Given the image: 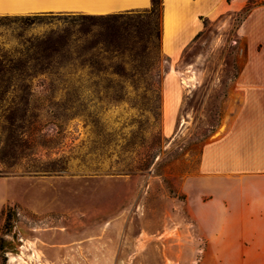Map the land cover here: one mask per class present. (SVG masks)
I'll return each mask as SVG.
<instances>
[{
  "label": "rangeland",
  "instance_id": "1",
  "mask_svg": "<svg viewBox=\"0 0 264 264\" xmlns=\"http://www.w3.org/2000/svg\"><path fill=\"white\" fill-rule=\"evenodd\" d=\"M246 10L207 20L176 60L152 36L155 56L135 85L43 78L27 102L9 85L0 188L13 215L0 230V264H224L191 207L209 196L197 190L203 147L238 99ZM133 16L145 28L147 15ZM151 18L160 31L159 6ZM31 164L63 170L23 174Z\"/></svg>",
  "mask_w": 264,
  "mask_h": 264
},
{
  "label": "crops",
  "instance_id": "2",
  "mask_svg": "<svg viewBox=\"0 0 264 264\" xmlns=\"http://www.w3.org/2000/svg\"><path fill=\"white\" fill-rule=\"evenodd\" d=\"M152 0H0V15L38 11L108 14L149 9ZM246 7L238 99L230 119L202 150L200 196L191 212L224 264H264V0H162L161 49L178 59L204 28ZM13 198L0 188V230ZM218 261V260H217Z\"/></svg>",
  "mask_w": 264,
  "mask_h": 264
},
{
  "label": "trees",
  "instance_id": "3",
  "mask_svg": "<svg viewBox=\"0 0 264 264\" xmlns=\"http://www.w3.org/2000/svg\"><path fill=\"white\" fill-rule=\"evenodd\" d=\"M157 6L162 10V0H152V6L141 11L0 15V99L9 94V85H19L16 91L27 102L30 85L43 78L46 85H99L102 80L105 85H135L144 80L148 61L155 56L152 36L158 37L160 47L162 42V27L157 32L150 24ZM133 15H147L145 28ZM62 170L31 164L22 173L45 175ZM12 215L6 208L5 228L10 227Z\"/></svg>",
  "mask_w": 264,
  "mask_h": 264
}]
</instances>
